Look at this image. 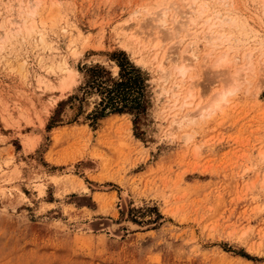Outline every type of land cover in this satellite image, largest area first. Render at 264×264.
Listing matches in <instances>:
<instances>
[{
  "label": "rangeland",
  "instance_id": "rangeland-1",
  "mask_svg": "<svg viewBox=\"0 0 264 264\" xmlns=\"http://www.w3.org/2000/svg\"><path fill=\"white\" fill-rule=\"evenodd\" d=\"M30 1L0 0V264H264V0H196L194 24L189 0ZM208 15L229 17L213 54L255 72L172 126L226 82L203 64ZM136 78L140 108L114 113Z\"/></svg>",
  "mask_w": 264,
  "mask_h": 264
},
{
  "label": "bare ground",
  "instance_id": "bare-ground-1",
  "mask_svg": "<svg viewBox=\"0 0 264 264\" xmlns=\"http://www.w3.org/2000/svg\"><path fill=\"white\" fill-rule=\"evenodd\" d=\"M30 1V0H29ZM37 1V0H36ZM223 1V0H221ZM32 2V1H30ZM189 9L190 11L189 12H186V15H187V20L190 21L191 23H196V19H194V14H195V11L194 10V5L196 3V0H189ZM206 3L205 1L202 2L200 4V11H197L199 13L197 14H200L198 16H203L205 14H208L207 11H204L205 8H203V6H205L204 4ZM222 3V2H221ZM22 5V3H21ZM31 5V4H30ZM202 5V6H201ZM227 5V4H226ZM33 6V5H32ZM206 7V6H205ZM166 10L160 12L159 14V18H155V20H157L159 22V27H162L166 21L164 20V17L166 16ZM19 14V13H18ZM15 15H17L15 13ZM19 16V15H17ZM213 20H212V16L208 15L207 19L204 21L205 22V35H206V40H208V43H209V46H212V49H211V52L205 57L206 61H204V65H211L210 67H212L214 70H219V73L221 72L222 75H225V78H226V82L225 84H223L224 86L221 87V89L217 92H215L210 98L209 100L205 103V104H200L201 101H199V103L196 105V108H198L196 110L195 109V112L196 113H186V114H183L181 116H177L178 114H181V111L185 108V106L187 105L188 107H190V104H192V100L190 103H183L180 105L179 109L180 112L178 113H175L173 116H172V121L171 123L174 124L172 126H176L177 127H183V125H185L186 123H189V124H192V118H194V116H199L200 118H204V117H209L210 115H213L215 112L219 111V112H222L224 107L227 106V103H228V97L230 95H232L233 93H235V91H237L238 88L241 87V85L246 82V77L251 74L253 76V73L255 72V69L253 66H255L254 64H252L251 62V54L248 53V54H245L244 56V63L242 64H238L237 58H232V56L229 55L228 51H223L222 49V52H220L218 55H214L213 52H215V49L217 48L218 45H222L225 43V46H226V43L229 42V35L228 36H225L224 33H221V34H218L216 32H214L215 28L218 26L219 28L220 27H223L227 24V22L229 21V17L228 18H225L224 16V20L221 19V22L216 21V19H218V16L219 15H213ZM16 16H14L15 18ZM13 18V19H14ZM175 18V17H174ZM201 18V17H200ZM21 19L18 18L17 20V17H16V20L14 21H22V20H19ZM13 21V20H12ZM216 22H219L221 24H217ZM10 23V22H9ZM13 23V22H12ZM15 23V22H14ZM18 23V24H17ZM17 28L15 27H12L13 25L16 26V24H11V27L14 29V31L16 30V34L22 32V29L25 27V26H21L19 25L21 22H17ZM230 23V22H229ZM22 24V23H21ZM232 24V23H231ZM230 24V26H232ZM221 25V26H220ZM228 26V24H227ZM227 28H230V27H227ZM11 29V30H13ZM222 29V28H221ZM135 35V34H134ZM133 37V35H132ZM228 45V44H227ZM158 46V43L156 42L155 44V48ZM213 46L215 48H213ZM232 46V45H231ZM229 46V47H231ZM220 47V46H218ZM232 48V47H231ZM228 49V48H227ZM233 49V48H232ZM218 51V49H217ZM258 51V50H257ZM230 52V50H229ZM234 52V51H233ZM261 53V52H260ZM264 55V52L261 53V56L263 57ZM155 60H157V54L155 55L154 57ZM243 59V58H242ZM241 59V60H242ZM153 60V59H152ZM166 61V55L164 54V56H162L159 60H158V63H157V69L159 72H161V74L164 72V63ZM198 59H197V56L194 54V51L192 49V45H188L182 52V56L180 58V61L178 63V65H176L173 69H172V73L174 74V76L176 77H181L182 79H185L186 81H191L194 77H191L190 76V72L194 71L192 68H194V64L195 62H197ZM239 61V60H238ZM254 63V62H253ZM205 65V66H206ZM173 66V65H172ZM264 66V63H262V67ZM192 69V71H191ZM206 69V68H205ZM212 69V70H213ZM223 69V71H222ZM211 70V71H212ZM260 71H263L261 69H259ZM158 72V73H159ZM214 72V71H212ZM211 73V72H209ZM167 73H165L164 76H166ZM163 76V77H164ZM221 76V75H220ZM165 79V78H164ZM190 83V82H189ZM248 85H249V82L247 81L246 82ZM174 89V88H173ZM172 89V90H173ZM188 97L185 98V99H189L191 97H193L191 95V92H193V89H192V83L190 84V86H188ZM169 91L167 90H164V94L167 95ZM163 94V95H164ZM194 98V97H193ZM226 108V107H225ZM194 112V110H192ZM185 113V112H184ZM178 117V118H177ZM211 117V116H210ZM196 118V117H195ZM202 122V121H201ZM173 130V129H172ZM188 135V134H187ZM191 135V134H190ZM193 136V135H192ZM191 137V136H190ZM185 141V139H184ZM186 142V141H185ZM126 221V220H125ZM127 222V221H126ZM130 222V221H129ZM128 227L129 228H135L136 226L133 225L132 223H127ZM119 226V225H118ZM111 227V225H110ZM113 229H116L117 227L115 225L112 226ZM133 230V229H132ZM113 232V231H112Z\"/></svg>",
  "mask_w": 264,
  "mask_h": 264
},
{
  "label": "trees",
  "instance_id": "trees-1",
  "mask_svg": "<svg viewBox=\"0 0 264 264\" xmlns=\"http://www.w3.org/2000/svg\"><path fill=\"white\" fill-rule=\"evenodd\" d=\"M120 67L122 68L121 65H120ZM122 71L125 72L124 69ZM136 81H137V78H136V80L134 79V82H132V85L131 84L128 85L124 81H121V82L118 83V85L120 87L121 86L125 87V90L121 89V90H119L120 93H118L120 98H121L120 101L124 103V106H122L121 109L116 107L113 110L114 113H122L125 110H129V111L136 110L137 111L140 108V97H139L140 92L137 91L138 87H136V85L138 83L136 84ZM126 100H130L131 106H126L125 105L126 104L125 103Z\"/></svg>",
  "mask_w": 264,
  "mask_h": 264
}]
</instances>
